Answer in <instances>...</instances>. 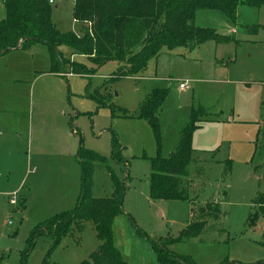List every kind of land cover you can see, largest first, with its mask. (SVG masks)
<instances>
[{"label":"rangeland","instance_id":"1","mask_svg":"<svg viewBox=\"0 0 264 264\" xmlns=\"http://www.w3.org/2000/svg\"><path fill=\"white\" fill-rule=\"evenodd\" d=\"M74 1L54 0L51 18L61 32L83 36L86 27L74 19ZM197 13L196 26L230 39L173 48L149 60L137 77H118V63L96 65L86 56L73 55L68 44L60 46V52L82 66L84 75L71 73L70 64L60 75L51 73L43 44L0 57V128L11 145L15 142L10 147L21 153L11 154L10 149V156L0 149V192L15 194V205L10 204L11 196L0 195V264H22L34 227L76 207L82 146L107 160L94 171V197L113 192L107 166L120 171L121 179L129 174L125 214L113 225L114 244L128 264H158L151 243L138 231L155 241L171 240V252L198 264L264 260V205L256 204L264 194V7L240 6L236 24L216 12ZM5 17L0 0V21ZM248 25L259 26L258 31L249 32ZM145 34L141 22L132 21L127 45L136 52ZM180 83L187 85L184 91ZM154 88L167 90L159 111V139L146 120L136 117ZM198 110L209 117L193 134V160L182 179L197 207L217 202L226 214L211 220L199 239L187 241L180 237L192 219L191 205L150 200L149 159L158 152L163 157L175 152L179 131ZM113 136L128 161L124 168L112 159ZM31 154L35 161L29 160ZM226 160L231 161L228 176ZM24 201L26 209L21 211ZM99 245L93 225L87 223L52 251L50 239L40 238L26 263L79 264Z\"/></svg>","mask_w":264,"mask_h":264},{"label":"trees","instance_id":"2","mask_svg":"<svg viewBox=\"0 0 264 264\" xmlns=\"http://www.w3.org/2000/svg\"><path fill=\"white\" fill-rule=\"evenodd\" d=\"M2 3L6 17L0 21V56L15 49L27 51L43 44L49 51L51 73L59 74L65 64H70L71 73L84 75L82 66L65 59L60 52V46L68 44L75 50L73 55L86 56L96 65L118 63L115 73L118 77H137L149 60L173 48L181 46L193 49L207 42L230 39V36L220 35L215 29L196 26L194 21L199 11L222 14L228 22L236 24L240 6L252 9L264 7V0H75L74 19L86 27L85 35L77 36L73 32H61L54 24L50 0H2ZM132 21H140L146 33L140 41L141 48L136 52L126 43V30ZM245 27L255 33L259 26ZM166 96L167 90L154 89L145 98L136 116L150 124L158 139L159 111ZM98 104L104 103L99 101ZM208 117L204 110L192 112L190 122L179 131L176 151L168 157L158 152L157 156L149 159L150 200L187 201L191 205L192 219L180 237L187 241L199 239L211 220H218L226 214L221 212L217 202L197 207L190 197L188 184L182 179L193 160V134ZM111 148L114 162L123 168L128 165L122 155L123 147L115 136ZM78 159L82 170V186L76 207L57 213L34 227L27 241L28 250L23 253L22 264H27L28 253L35 248L40 238L50 239L52 251L63 237L83 231L87 223L93 225L100 245L88 260L79 264H128L114 244L113 225L118 217L125 214L123 198L129 174L126 180L121 179L120 171L116 172V168L107 166L113 192L110 196L96 198L93 195L94 171L97 164L106 163L107 160L98 152L83 146ZM228 164L225 176L231 173L230 161ZM256 204L264 205V194L258 195ZM20 205L21 211L26 208L25 201ZM138 232L151 243L158 264H198L190 256L171 252L168 248L171 240L155 241ZM3 260L4 256L0 257V263ZM220 264L247 263L225 259Z\"/></svg>","mask_w":264,"mask_h":264},{"label":"crops","instance_id":"3","mask_svg":"<svg viewBox=\"0 0 264 264\" xmlns=\"http://www.w3.org/2000/svg\"><path fill=\"white\" fill-rule=\"evenodd\" d=\"M58 7V6H57ZM198 14V13H197ZM197 16V15H196ZM5 19V18H4ZM56 25V24H55ZM232 33H236V30L235 29H233L232 31H231ZM18 51H21L20 49H15V50H13V51H11L10 53H13V52H18ZM10 53H8V54H10ZM166 53V52H165ZM164 54V53H163ZM7 54H5V55H2V56H0V57H4V56H6ZM16 56H18V55H16ZM18 57H20V56H18ZM48 59H49V51H48ZM73 59V58H72ZM70 61H72L73 62V60H71L70 59ZM49 62H50V59H49ZM50 69H51V62H50ZM57 75H60V73L59 74H57ZM35 89V88H34ZM33 89V87H31V92L34 90ZM154 89H157V88H154ZM153 89V90H154ZM152 90V91H153ZM151 91V92H152ZM150 94V93H149ZM16 133V132H15ZM4 134H6V132H3L2 131V129L0 128V149L1 148H3V150L4 151H6V153H8V155H10L11 156V154H16V155H21V153L19 152V149L17 150H15V148H11L10 146H13V143H15V142H13L12 143V145H11V142L9 143V139L7 138V135L5 136ZM27 134H28V136H30L31 135V131H28L27 132ZM16 135V134H15ZM17 138H21V136L19 137V136H17ZM10 149H12V151H13V153H11V154H9L10 152H9V150ZM8 151V152H7ZM14 151L15 152H17V153H14ZM32 155V154H31ZM33 156V155H32ZM30 156V158H29V160L30 161H32L33 159H34V161L36 160V156ZM155 157V156H154ZM23 158V157H22ZM228 161H230V160H226V162L228 163ZM230 163H231V161H230ZM184 180V179H183ZM185 181V180H184ZM0 195H2V196H4V197H10V195H7L6 193H3V192H0ZM160 202H162V201H160ZM151 204H153V202H150ZM26 209V208H25ZM24 209V210H25ZM262 261H264V260H261V261H259V262H262ZM259 262H257V263H259ZM264 264V263H263Z\"/></svg>","mask_w":264,"mask_h":264},{"label":"built area","instance_id":"4","mask_svg":"<svg viewBox=\"0 0 264 264\" xmlns=\"http://www.w3.org/2000/svg\"><path fill=\"white\" fill-rule=\"evenodd\" d=\"M50 3L53 4V3H54V0H50ZM186 88H187V85H186L185 83H180V84H179V90H180V91H184ZM10 196H11V195H10ZM10 204H11V205H15V194H13V195L11 196Z\"/></svg>","mask_w":264,"mask_h":264}]
</instances>
